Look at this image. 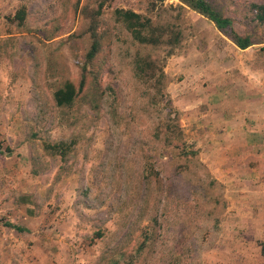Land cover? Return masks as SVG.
Here are the masks:
<instances>
[{"label": "rangeland", "instance_id": "obj_1", "mask_svg": "<svg viewBox=\"0 0 264 264\" xmlns=\"http://www.w3.org/2000/svg\"><path fill=\"white\" fill-rule=\"evenodd\" d=\"M101 1L0 0V225L11 199L29 205L22 212L34 223L0 237V264L15 262L5 258L9 242L26 264H209L215 255L235 257L227 243L234 241L264 255V210L243 211L252 201L212 175L200 145L207 139L190 125L205 113L223 115L218 105L241 87L247 67L260 77L264 23L252 4L264 0H211L254 42L246 50L179 0H112L97 15ZM116 9L177 25L180 44L172 54L138 45ZM90 28L100 41L90 63L99 91L88 76L74 103L57 107L53 91L66 81L77 86L89 68ZM137 56L163 69V98L135 77ZM172 126L183 143L166 134ZM55 143L63 155L45 149ZM179 144L197 156H181Z\"/></svg>", "mask_w": 264, "mask_h": 264}, {"label": "crops", "instance_id": "obj_2", "mask_svg": "<svg viewBox=\"0 0 264 264\" xmlns=\"http://www.w3.org/2000/svg\"><path fill=\"white\" fill-rule=\"evenodd\" d=\"M247 70L248 76L239 84L241 87L235 88L230 98L222 100L218 105L223 115L217 113L216 118H210V115L205 113L198 118V122L192 120L190 125L195 127L194 134L207 139L200 142V145L205 154L203 161L212 175L233 186L236 198H240L241 201L244 199L252 201V207L249 206L243 211L256 212L264 210V65L260 77L259 69L254 66L247 67ZM226 114L228 116L224 117ZM9 158L5 156L6 160ZM6 204L10 211L0 225V237L7 241L8 236L14 235L13 232L16 231L12 228L8 230L7 223L28 231L33 229L30 224L34 226V223L29 216L31 212H22L23 209L27 211L29 205L13 199ZM239 210L242 209L237 208V212ZM24 233L27 232L21 234ZM21 238L23 239V236ZM227 243L230 248L236 249V256L230 254L229 257L224 255L220 258L215 255L209 264H264V255L251 256L245 251L249 248V243L241 241ZM16 249L9 242L5 248L7 252L5 258L11 261L8 255L11 253L15 261L13 264H26L25 258L22 262L20 260L16 262L17 256L14 255Z\"/></svg>", "mask_w": 264, "mask_h": 264}, {"label": "trees", "instance_id": "obj_3", "mask_svg": "<svg viewBox=\"0 0 264 264\" xmlns=\"http://www.w3.org/2000/svg\"><path fill=\"white\" fill-rule=\"evenodd\" d=\"M112 0H102L98 5L97 15L101 13L102 6L111 2ZM184 6L189 10L199 14L208 21H210L214 27L227 39H229L238 49L246 50L254 45V42L249 37H244L236 33L233 20L226 17L222 10H220L213 1L211 0H179ZM255 10V18L259 23H264V3L252 4ZM116 20L120 22L124 28L128 31L133 41L138 45L143 47L159 48L165 46L168 48V54H172V51L180 44L182 32L177 25L165 26L155 24L150 18L136 13L132 10H122L116 9L114 11ZM15 19L18 25L23 23L25 20L24 10H19ZM90 38L91 46L86 55V63L89 64V68L86 65L82 66L81 69V79L76 86L70 81L64 82L59 88L53 91V100L57 107H70L76 98L83 92L85 87V81L88 76L91 77L93 82V91L96 93L99 91L97 82L99 81V73L90 70L91 62L94 60L96 54L99 52L100 41L98 35L93 28H90ZM134 75L140 81L150 83L152 87L156 90L157 96L160 98L164 97V72L158 62L150 57L137 56L133 60ZM177 118V114H174V119ZM171 121V119H168ZM170 133L174 139L178 142H182V132L179 126H172L171 129L166 128V134ZM63 144L55 143L48 144L45 149H49L54 153L62 154L61 147ZM180 152L179 154L186 158L190 156L191 158L197 156L196 150L189 148L187 145L179 144ZM6 226L15 229L18 232H28L27 229L7 223Z\"/></svg>", "mask_w": 264, "mask_h": 264}]
</instances>
